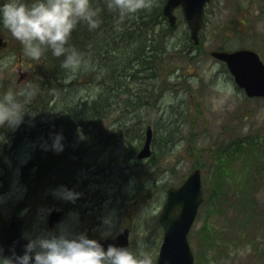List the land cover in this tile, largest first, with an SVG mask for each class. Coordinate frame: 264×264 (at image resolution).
Returning a JSON list of instances; mask_svg holds the SVG:
<instances>
[{"label":"trees","instance_id":"obj_1","mask_svg":"<svg viewBox=\"0 0 264 264\" xmlns=\"http://www.w3.org/2000/svg\"><path fill=\"white\" fill-rule=\"evenodd\" d=\"M164 3L165 0H148V7L123 19L105 7L101 12L99 27L90 29L87 24L78 25L70 42L85 54L88 64L75 72L62 67V57L53 56L50 50L40 60H33L25 58L22 44L16 48L15 54H22L23 65L29 70V80L38 88L37 95L27 106L30 111L25 113L28 123L40 118L43 105L48 107V103L54 101L59 106L57 111L63 131L62 151L51 148L44 159L37 152L22 168V181L28 187V197L48 187L52 178H64V171L69 173L67 179L61 183L55 179L56 184L53 186L65 185L74 189L80 179L77 172L97 168L101 164L100 152L103 151L109 152L105 161L107 163L131 168L129 161L133 159L134 166L139 169L133 171V178L138 181V185L132 197L140 204L146 203L154 195L165 193L174 185L163 179L166 174L176 173V161L170 156L174 153L175 144L184 138L181 134L183 125H187L190 132V136L186 137L189 147L186 154L200 157L201 151L195 144V131L200 125L201 104L188 85L178 82V76L172 77L182 72V63L193 65L199 55L206 56V53L202 49L203 43L195 46L189 33L180 42H175L177 29L169 27L162 12ZM224 37L228 38L230 34ZM167 90L186 95L189 92L190 103L177 119L171 120L173 115L162 113L158 123L161 124L165 116L167 121L162 130L161 153L153 152L145 166L136 160V155L143 145L147 126L153 124L155 136L159 132L150 115L160 109L161 98ZM27 130L33 136L36 135V130ZM84 137L85 142L76 148L65 145L72 139ZM24 140L34 141L38 149L42 148L31 135H27ZM258 140L251 137L245 141V145L238 140L234 153L229 152V147H222L209 154L204 163L192 167L205 170L210 168L211 159L216 161L210 171L212 184L209 186L204 181L207 187L206 202L209 203L210 216L219 214L227 222L221 231L205 224L195 233L199 242L196 244L197 253L200 254L199 257L196 253L197 259H201V255L205 260L209 259L206 254L219 245L218 236L223 237L220 232L231 240L237 232L233 226L239 228L238 224L248 226L258 220L259 227H264V207L258 201L259 189L264 181V135L261 137L262 142ZM72 155L77 157L76 162L68 159ZM238 156L242 158L235 167ZM90 158L95 162L89 163ZM69 166H72L73 174ZM101 174L97 172V175ZM146 184L149 186L147 191L144 189ZM85 187L86 184L79 185L74 190L80 193ZM208 188L211 189L209 195ZM75 200H79V197ZM124 200H128V196ZM80 201L86 202L87 199ZM91 201L95 202L96 199ZM26 202L25 205L29 207L36 205L29 202L28 198ZM55 206H61V203L56 202ZM87 210L88 207L76 209L83 221L87 219ZM224 244L222 238L220 245ZM252 246L258 260L264 252V243Z\"/></svg>","mask_w":264,"mask_h":264},{"label":"rangeland","instance_id":"obj_2","mask_svg":"<svg viewBox=\"0 0 264 264\" xmlns=\"http://www.w3.org/2000/svg\"><path fill=\"white\" fill-rule=\"evenodd\" d=\"M207 12L206 23L201 32L202 49L206 56L199 55L197 62L193 65L182 63L181 75L183 76L178 80L186 79L185 83H189V88L201 104L200 125L195 131L197 133L195 144L200 148L201 155L195 157L186 154L189 148L186 137L190 136V132L188 126L183 125L181 134L184 138L175 144L174 153L170 156L176 161V173L166 174L163 179L174 186L182 184L192 167L197 163H204L209 154L221 150L222 147H229V152L234 153L238 140L243 145L251 137L258 138V141L262 142L261 137L264 135V99H248L244 92L236 86L224 64L210 56L211 51L221 47L228 51L248 48L256 51L264 62V0H213L208 5ZM176 16L179 25L175 32V42H180L189 32L182 11L177 10ZM9 34L10 32L0 23V58L16 53V48L21 44L14 37L7 38ZM226 34H230V37H224ZM25 58L30 59L27 56ZM21 65L18 54H15V61L12 64L7 68H0V91L28 81L29 70ZM175 76L172 78L174 79ZM9 79L11 83H8ZM189 95V92L186 95L181 92L177 94L174 91H165L161 98L160 110L150 115V119L156 123L159 131L156 136L154 132L152 152L161 153L160 148L164 135L162 130L167 121V116H165L161 124L158 123L162 113L173 115L171 120L177 119L189 105ZM26 116L28 118L27 114ZM32 118L35 117L32 116ZM26 121H22L15 128L0 127V211L6 217L14 214L22 216L25 221L24 233L35 234L50 230L48 226L49 207L60 202L61 206L58 207L65 214L55 229L63 227L72 232L84 231L89 236L99 239L100 237H115L128 227L130 228V247L133 249L139 245L146 247L150 250L153 264H155L163 238V229L159 223L158 227L156 222H159V214L165 203L166 195L157 194L146 203L140 204L136 201V205H133L132 201L124 200L125 196L135 194L138 181L133 178V171L139 168L134 166L133 159L129 161L131 168L116 163H107L105 161L109 152L101 151L99 158L101 164L97 168L77 172L80 179L74 189L86 184L85 190L80 192L79 200L71 202L66 199V201L53 193V189L57 188L53 186L54 183L56 184L54 180L56 179L57 183L62 182L58 177L52 178L50 185L43 187L38 194L28 197L29 190L22 182L21 172L22 167L33 158L38 146L31 140L18 139L15 144L18 148L13 149L15 134L18 132L20 136ZM29 135L36 138L38 143L43 139L39 135L33 136L31 132ZM78 142L81 140L79 139ZM241 158L238 156L235 159V167L240 163ZM71 160L76 161L73 158ZM92 162L95 161L90 158L89 163ZM147 162L148 160L143 161L145 166ZM209 162L212 166L216 161L211 159ZM211 166L202 171V180L206 181L209 186L212 184ZM69 169L73 172L72 168ZM97 172H102V174L97 175ZM148 188L146 184L145 191ZM204 188L205 190L207 188L205 184ZM210 193L211 189L208 188V195ZM27 198L29 202L32 201L36 205L27 209L25 207ZM84 198L87 201L81 202L80 200ZM91 199H96V201L90 202ZM258 201L264 207V181L259 189ZM80 207L82 209L88 207L86 221H83L81 214L76 211ZM209 211V203L205 201L200 207L198 218L190 232V244L195 256L198 242L195 232L201 230L205 224H210L219 231L227 226L222 216L214 214L211 217ZM154 218H157V221ZM238 225L239 228L233 226L237 232L231 240L220 232L223 237L218 236L219 245L207 252L206 257L209 259L205 260L201 255V259L196 258L195 264H254V261L256 264H264V252L257 260L252 246L260 242L264 243V227H259L258 220L248 226ZM241 231L246 234H242ZM222 238L225 244L221 246ZM197 255L200 257V254L197 253Z\"/></svg>","mask_w":264,"mask_h":264},{"label":"clouds","instance_id":"obj_3","mask_svg":"<svg viewBox=\"0 0 264 264\" xmlns=\"http://www.w3.org/2000/svg\"><path fill=\"white\" fill-rule=\"evenodd\" d=\"M123 19L148 7V0H0V23L22 44V52L40 60L49 50L62 57V67L73 72L88 64L85 54L70 42L74 29L84 23L90 29L99 27L104 8ZM15 61V53L0 58V68ZM32 81L20 82L0 91V127L15 128L24 119L27 106L37 95ZM63 133L53 136L51 147L62 151ZM63 199L75 200L80 193L65 185L53 189ZM107 223V221H106ZM107 234V233H106ZM24 251L5 254L0 244V264H153L146 247L118 246L107 248L87 232H72L67 228L38 233H24Z\"/></svg>","mask_w":264,"mask_h":264},{"label":"water","instance_id":"obj_4","mask_svg":"<svg viewBox=\"0 0 264 264\" xmlns=\"http://www.w3.org/2000/svg\"><path fill=\"white\" fill-rule=\"evenodd\" d=\"M210 1L167 0L163 13L170 26L175 27L177 17L174 12L181 7L184 19L190 29L191 40L198 44L200 42L199 34L204 24L205 7ZM211 55L227 65L236 84L245 91L249 98H264V63L256 52L242 49L235 52L215 51ZM152 138V128L149 127L144 147L138 154L139 160L151 156ZM203 202L202 177L199 169L191 172L182 186L168 189L167 200L160 215L164 238L157 264H194L189 232ZM61 217L62 212L52 207L49 219L51 229L55 227ZM23 226L24 223L19 217L13 216L4 220L0 212V242L5 247L6 255L11 254L13 245H15L16 252L24 251L23 245L27 241L22 237ZM100 242L105 248L109 244L129 247V230H124L116 238L102 239Z\"/></svg>","mask_w":264,"mask_h":264},{"label":"bare ground","instance_id":"obj_5","mask_svg":"<svg viewBox=\"0 0 264 264\" xmlns=\"http://www.w3.org/2000/svg\"><path fill=\"white\" fill-rule=\"evenodd\" d=\"M50 106H51V109H49L48 110V112H51L53 109L55 110H59V106L58 105H56L55 103H54V101H52L51 102V104H50ZM44 121H46V122H48V117H45L44 118ZM35 133H37V131H35ZM27 136L26 135H23L22 137L21 136H19L18 135V133H16L15 134V137H14V143H16L17 142V140L18 139H22V140H24L25 138H26ZM40 144H41V146H42V148H40V149H38L37 150V152L38 153H40V154H44L45 153V156L47 157L48 155H47V152L52 148L51 147V144H52V142H50V141H48V139H47V137H43V139H42V141L40 142ZM45 148H47V149H45ZM53 149V148H52ZM77 159V157L76 156H68V159ZM70 168L72 167V166H69ZM17 169V168H16ZM64 175V178H59L60 180H62V181H64L65 179H67L66 177H68V175H69V173L67 172V171H64V173H63ZM71 174H73V172H71Z\"/></svg>","mask_w":264,"mask_h":264},{"label":"flooded vegetation","instance_id":"obj_6","mask_svg":"<svg viewBox=\"0 0 264 264\" xmlns=\"http://www.w3.org/2000/svg\"><path fill=\"white\" fill-rule=\"evenodd\" d=\"M18 133V132H17ZM24 133H25V131H23L22 130V132L20 133V136L22 137L23 135H24ZM40 133H41V135L44 137H47V138H49L50 136H54V134L56 133V132H51V131H40ZM44 155H45V153H44ZM5 250V249H4Z\"/></svg>","mask_w":264,"mask_h":264}]
</instances>
